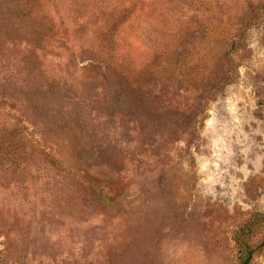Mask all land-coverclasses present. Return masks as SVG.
Returning <instances> with one entry per match:
<instances>
[{
  "label": "rangeland",
  "instance_id": "374dc122",
  "mask_svg": "<svg viewBox=\"0 0 264 264\" xmlns=\"http://www.w3.org/2000/svg\"><path fill=\"white\" fill-rule=\"evenodd\" d=\"M244 244L264 264V0H0V264Z\"/></svg>",
  "mask_w": 264,
  "mask_h": 264
},
{
  "label": "trees",
  "instance_id": "16d2710c",
  "mask_svg": "<svg viewBox=\"0 0 264 264\" xmlns=\"http://www.w3.org/2000/svg\"><path fill=\"white\" fill-rule=\"evenodd\" d=\"M124 5L123 6H114L113 8L109 9V8H101V13L104 17H107L106 21H109L110 19H112V17L116 14H119L120 12H125L126 10L124 9ZM121 14V13H120ZM96 191H99L98 189H95ZM250 232V228L248 230L245 231L246 234H249ZM245 251L244 253V260H243V264H253V258H254V254L256 249H254L253 247H250V245H245Z\"/></svg>",
  "mask_w": 264,
  "mask_h": 264
}]
</instances>
